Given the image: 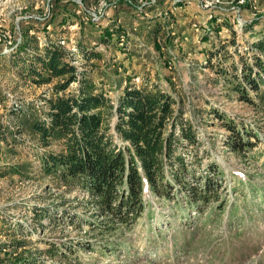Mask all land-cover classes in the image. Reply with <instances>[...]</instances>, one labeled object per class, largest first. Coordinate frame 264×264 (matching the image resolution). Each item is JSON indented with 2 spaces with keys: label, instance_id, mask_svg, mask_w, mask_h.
Segmentation results:
<instances>
[{
  "label": "rangeland",
  "instance_id": "obj_1",
  "mask_svg": "<svg viewBox=\"0 0 264 264\" xmlns=\"http://www.w3.org/2000/svg\"><path fill=\"white\" fill-rule=\"evenodd\" d=\"M93 10L103 13L98 23L88 19ZM263 21L264 0H0L1 121L11 107L41 105L51 93V85L32 83L10 61L28 26L40 48L62 44L78 70L114 102L125 86H140L147 77L162 84L163 75L173 71L194 111L199 140L197 148L184 147L185 159L196 170L213 163L218 173L210 175L219 185L218 201L202 206L200 214L180 200V215L172 202L146 191L150 205L139 220L117 224L111 233L99 229V238L81 203L87 193L38 176L44 149L29 134L12 143L9 138L15 155L5 163L26 162L30 169L27 176H0V260L7 258L0 264L9 258L18 264H264V103L235 77L259 55L253 41L264 37ZM105 30L112 33L109 42L101 40ZM83 48L101 58L84 56ZM239 82L255 104L227 89ZM75 88L72 83L65 93ZM228 120L240 136L248 135L251 146L237 153L225 143L232 135L223 124ZM41 209L55 220L36 222ZM51 242L66 259L46 251ZM62 243L71 244L73 253Z\"/></svg>",
  "mask_w": 264,
  "mask_h": 264
},
{
  "label": "trees",
  "instance_id": "obj_2",
  "mask_svg": "<svg viewBox=\"0 0 264 264\" xmlns=\"http://www.w3.org/2000/svg\"><path fill=\"white\" fill-rule=\"evenodd\" d=\"M28 28L10 61L32 83L51 85V93L42 98L41 105L21 103L8 110L6 122L0 118V142L6 143L0 146L3 148L0 165H6L0 167V176L8 173L27 176L29 163H5V158L15 155L11 143L21 134H29L44 149L39 157L38 176H48L54 186L68 191L87 193L89 198L81 203L89 209L92 228L100 232L99 238L105 230L111 233L117 224L127 226L138 221L150 205L146 191L164 202H172L180 215L185 214L180 200L198 214L202 206L218 201L219 185L210 175L215 177L218 173L216 166L210 163L205 169L196 170L185 159L184 147L197 148L199 140L193 122L194 111L173 80L178 77L173 71L163 75L165 83L162 84L147 77L140 86H125L114 102L105 91L98 90L85 70H78L73 64V55L62 44H45L40 48L37 37L30 35ZM158 31L156 28L152 32ZM111 34L103 31L101 40L109 42ZM78 46L81 48V44ZM29 47L33 48L31 52ZM253 47L259 54L253 66L244 63L245 67L235 77L245 81L243 85L254 90L263 104L264 37L253 41ZM81 51L86 57L101 58L100 52L84 48ZM165 64L169 65L167 57ZM72 83H76L75 90L65 93ZM243 85L239 82L227 89L239 92L237 98L241 101L255 104L249 95L242 94ZM223 124L232 131L225 143L233 151L238 153L251 146L248 135L235 132L233 121ZM36 213L34 219L38 223L46 216L55 220L53 213L46 209ZM47 244L46 251L51 256L66 259L64 252L58 251L56 242ZM16 245L23 247L25 241H18ZM62 246L73 253L71 244L62 243ZM8 262L19 263L12 258Z\"/></svg>",
  "mask_w": 264,
  "mask_h": 264
},
{
  "label": "built area",
  "instance_id": "obj_3",
  "mask_svg": "<svg viewBox=\"0 0 264 264\" xmlns=\"http://www.w3.org/2000/svg\"><path fill=\"white\" fill-rule=\"evenodd\" d=\"M103 13L100 10H93L88 12V19H90L93 23L100 22Z\"/></svg>",
  "mask_w": 264,
  "mask_h": 264
}]
</instances>
